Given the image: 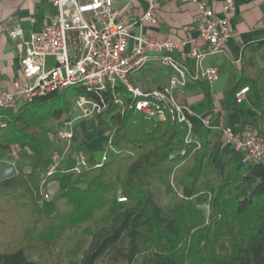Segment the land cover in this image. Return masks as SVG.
<instances>
[{"label":"trees","instance_id":"obj_1","mask_svg":"<svg viewBox=\"0 0 264 264\" xmlns=\"http://www.w3.org/2000/svg\"><path fill=\"white\" fill-rule=\"evenodd\" d=\"M263 63L264 38L245 44L240 68L232 69L225 96L241 130L249 118L236 93L258 88ZM199 87L211 108L209 84L188 85ZM69 90L22 104L0 126V162L15 158L17 146L33 158L29 173L17 167L16 176L0 181V264L50 258L57 264H99L106 257L123 264H264V161L230 163L222 170L208 144L201 141L198 148L191 142L182 154L183 131L176 124L131 110L100 122L115 129L120 154L101 167L70 171L54 200L56 212L46 214L40 131L69 113ZM189 175L190 194L182 196L177 187ZM120 193L126 203H119Z\"/></svg>","mask_w":264,"mask_h":264},{"label":"built area","instance_id":"obj_2","mask_svg":"<svg viewBox=\"0 0 264 264\" xmlns=\"http://www.w3.org/2000/svg\"><path fill=\"white\" fill-rule=\"evenodd\" d=\"M145 1L147 7L142 15L128 19L129 5L117 9L118 0H54L56 15L41 32L23 42L22 74L27 82L15 83L10 91L0 90L1 127L5 125L6 113L24 103L71 88L87 92L74 101L76 114L63 122L62 129L48 135L58 147L43 185L64 162L72 161L70 171L80 173L101 167L120 154L115 129L108 125L102 127L106 141L101 160L79 150L81 138L76 127L83 119H92L100 127V122L112 114L131 110L149 120L176 124L183 131L182 154L191 142L201 147V141L194 136L192 112L186 104L188 85L199 81L212 85L219 81L220 68L206 66L205 61L226 53L227 43L233 36L231 14L235 0L223 2L221 15L205 2H198L194 20L198 36L179 41L162 37L156 31L143 30L145 26L158 24L159 0ZM262 24L264 28V20ZM9 35L22 39L23 30L18 26ZM179 52L181 56L177 57ZM49 57L55 61L51 69L46 64ZM154 63L170 69L168 85L154 89L135 85L134 77ZM249 91L250 87L246 86L236 93L238 103ZM203 125L214 129L209 118L203 119ZM218 131L224 143L239 154L242 163L264 161V137L253 131L235 132L230 126L220 127ZM53 200L46 190L42 192V202ZM118 201L126 203L127 198L120 193Z\"/></svg>","mask_w":264,"mask_h":264},{"label":"crops","instance_id":"obj_3","mask_svg":"<svg viewBox=\"0 0 264 264\" xmlns=\"http://www.w3.org/2000/svg\"><path fill=\"white\" fill-rule=\"evenodd\" d=\"M225 0H159L156 10L158 24L155 27L145 26V32H158L162 37H172L179 41L182 39L197 37L198 31L194 24L198 10V2H205L214 12L221 15L222 4ZM126 4L129 8L126 11L128 19L138 18L146 10L145 0H118L117 9H121ZM56 15L54 0H0V90H12L15 83L25 84L27 81L22 74V59L25 56L24 41L30 39L33 34L41 32L45 26ZM264 0H235V8L231 14V28L233 36L229 39L226 53L221 56L209 58L205 65H216L221 69V77L216 83L210 86L211 108L207 105V100L201 87L188 90L186 104L192 112L191 119L194 123V136L205 144H208L210 151L215 153L214 163L220 168L228 167L230 163H239L240 156L226 145L218 131L220 127L230 126L235 132L243 133L253 131L264 137V75L254 89L249 85L250 91L239 103L240 108L249 118L246 129L240 128V117L232 111L229 101L225 96V91L229 87L232 78V69L240 68L241 52L243 46L250 41L264 38ZM23 30L22 39H13L9 33L16 27ZM202 45V42L199 41ZM189 47L186 49L188 50ZM180 52L177 57H180ZM264 66V63L262 64ZM169 71V72H168ZM166 73L163 82H152L153 73ZM171 71L160 63L150 65L142 73L134 77L135 85L146 88L166 87L169 82ZM246 87V86H245ZM209 118L212 122L213 130L207 129L203 125V119ZM51 129L47 136L45 132H40L45 158L39 168V183L43 181L47 171L53 164V154L58 144L49 138L53 132ZM76 132L81 142L78 144L79 150L85 151L90 158H96V153L101 151L106 137L102 127H98L92 119H83L77 123ZM21 150V149H19ZM23 154L18 157L14 164L22 167L26 173L31 171L30 163L32 157L27 149H23ZM29 155L24 157L23 155ZM97 159V158H96ZM72 161L64 162L61 169L47 180L46 191L55 198L61 193L70 179V167ZM189 175L185 178L183 185V195L190 194L193 180ZM184 182L186 185H184ZM252 186L247 189L251 190ZM43 202L41 205L46 214L55 213L57 208L55 202Z\"/></svg>","mask_w":264,"mask_h":264},{"label":"rangeland","instance_id":"obj_4","mask_svg":"<svg viewBox=\"0 0 264 264\" xmlns=\"http://www.w3.org/2000/svg\"><path fill=\"white\" fill-rule=\"evenodd\" d=\"M46 64H47V67H48V69H51L52 67H54L55 66V61H54V58L53 57H49V58H47V60H46ZM169 72V71H168ZM166 73H164V72H162V73H159V72H157V73H153V75H151V79H152V82H154V83H159V82H163V81H165V79H166ZM134 82V81H133ZM76 89H79V88H71L70 90H69V93L73 96V100H72V104H71V109L69 110V113L67 114V115H65L63 118H61V119H59V120H52V121H50V122H48L42 129H41V131L40 132H45V135L47 136V133L51 130V129H54V131H56V130H59V129H62V126H63V122L67 119V118H69V117H71L72 115H75L76 114V111H75V107H74V101L76 100V99H78V97L79 96H77L76 95ZM53 131V132H54ZM47 132V133H46ZM53 132H51V133H53ZM119 144L123 147L124 146V143L122 142V140L121 139H119ZM17 150L19 151V149H21V151L18 153V155L15 157V158H13L12 160H9V159H6V160H4L5 162H7V163H15L16 162V160L18 159V157H20V155L21 154H23V146H17ZM24 157H27V156H29L28 154L27 155H23ZM101 157H102V152L101 151H99V152H97L96 153V158H97V160L99 161V160H101ZM190 179L191 180H193V176L191 175L190 176ZM186 184H187V182H186ZM185 184V182H184V185H186ZM178 188V190H179V193L182 195V196H184L183 194V185H182V187H180V185L177 187ZM36 260V259H35ZM41 264H57L56 262H55V260L54 259H45V260H42L41 262H40ZM60 264H67L66 262H62V263H60ZM99 264H123L122 263V261H120V260H116V259H111L110 257H106V258H104V259H102L101 261H100V263Z\"/></svg>","mask_w":264,"mask_h":264},{"label":"water","instance_id":"obj_5","mask_svg":"<svg viewBox=\"0 0 264 264\" xmlns=\"http://www.w3.org/2000/svg\"><path fill=\"white\" fill-rule=\"evenodd\" d=\"M17 175V167L5 161L0 162V181Z\"/></svg>","mask_w":264,"mask_h":264}]
</instances>
